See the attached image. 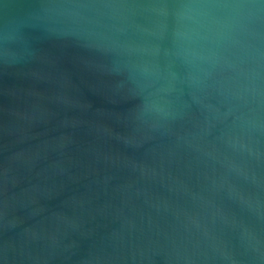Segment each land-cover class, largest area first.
Masks as SVG:
<instances>
[{
  "label": "water",
  "instance_id": "obj_1",
  "mask_svg": "<svg viewBox=\"0 0 264 264\" xmlns=\"http://www.w3.org/2000/svg\"><path fill=\"white\" fill-rule=\"evenodd\" d=\"M0 264H264V0H0Z\"/></svg>",
  "mask_w": 264,
  "mask_h": 264
}]
</instances>
